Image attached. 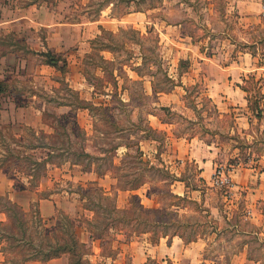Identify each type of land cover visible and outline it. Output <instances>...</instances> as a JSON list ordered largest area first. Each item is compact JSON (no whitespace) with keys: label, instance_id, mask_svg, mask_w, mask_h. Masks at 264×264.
Wrapping results in <instances>:
<instances>
[{"label":"rangeland","instance_id":"obj_1","mask_svg":"<svg viewBox=\"0 0 264 264\" xmlns=\"http://www.w3.org/2000/svg\"><path fill=\"white\" fill-rule=\"evenodd\" d=\"M239 5L238 0H0V172H8L16 188H29L56 206L44 223L39 202L25 213L8 194L0 195V209L8 215L0 222L3 264H22L28 253L46 248L57 235L60 242L69 239L66 227L91 232L98 240L106 258L93 264L148 258L145 235L136 236L141 229L134 226L136 218L127 225L109 224L132 206L137 193L145 207L162 213L171 194L193 200L173 210L187 213L186 220L209 240L199 239L188 251L177 246L171 253L174 263H198L206 255L216 257L208 264H264V179L241 183L238 190L234 185L209 188L190 163L177 175L179 183L163 180L162 171L138 157L141 153L144 161L158 165L162 153L173 154L172 130L176 135L199 131L213 139L210 124L224 123L225 131L233 124L229 114L219 116L213 99L220 103V97L207 95L210 67L200 58L215 55L224 65L250 37L260 39L264 54V11L251 22L241 19ZM139 11L146 32L127 22ZM178 27L203 43L183 42ZM48 51L66 59L67 69L47 65L41 53ZM255 99L253 94L251 104ZM189 115L201 126L195 127ZM217 139L229 147L227 138ZM223 150L224 158L228 151ZM166 165L172 172L174 164ZM136 178L147 182L119 196V189ZM184 183L201 189L182 192ZM142 212L135 210L140 221L152 214ZM190 232L186 229V235ZM13 233L24 235L21 255L13 254ZM150 255L144 264H167L164 250L152 249Z\"/></svg>","mask_w":264,"mask_h":264},{"label":"crops","instance_id":"obj_2","mask_svg":"<svg viewBox=\"0 0 264 264\" xmlns=\"http://www.w3.org/2000/svg\"><path fill=\"white\" fill-rule=\"evenodd\" d=\"M238 4H240L238 7V13L241 15V19L247 21L251 20V22H253L255 19L261 18L264 11L263 0H238ZM260 5L261 8L259 7ZM144 16L145 15L141 11L131 13L129 19L127 18V22L133 24L142 32H146L148 27H141ZM256 24H258V22ZM178 28L179 34L177 37L179 39L183 40L185 43H189L188 45H198V41L201 39H195L194 35L191 33H183V27ZM250 29L256 30V27H251ZM242 40L244 41L242 45L243 49L238 52L236 58L230 60V62H227L224 65L219 62L221 58L218 59L215 55L213 57L209 56L200 58L203 60L201 64L203 63L210 67L208 76L205 75V78L209 80L207 81V95L210 98L220 97V103L216 98L213 99L215 104H217L220 113L219 116L224 118L229 114L233 124L228 127V131H225L227 126L224 123H221L219 127H213L210 124L209 126L213 131V139H208V136L199 131H196L194 134L176 135L172 130L171 138L174 141L173 154L162 153V159H159V164L156 166H165L169 169L170 167L166 165V163L174 164L171 166V169H173L172 172L176 175H174L170 169L169 171L179 183H183V181L177 177L185 171L187 165L190 163L197 167L199 176L205 184H209V188L219 187L214 183L215 171L218 165H225L224 163H228L230 167L233 168L232 172L228 170V174L234 183V187H236L235 190L239 189L241 183L253 182L255 178L264 179V152H258L260 146L264 145V129H262L264 128V98L260 100V108L256 110L251 106L250 102L251 98H253V94L257 95L258 86H261V92L264 95V54L261 55L259 52V49H261L262 46L259 44L260 39L250 37V39L245 38ZM199 43L202 44L203 42L200 41ZM215 64L220 67V70L217 72L214 71ZM152 89L156 94L163 93L162 91L155 89L153 86ZM185 109L190 111L187 106H185ZM259 110L262 111L261 116L257 115ZM193 116H195V114ZM193 116L189 115L186 117L194 123L195 127H197V125L201 126L200 123L195 121L196 119ZM159 122L160 124H168V122H163L162 120H159ZM218 137L227 138L229 141V147H225L224 143L217 139ZM223 149L228 151L224 158L221 155V152L224 151ZM245 153L247 154V157L243 158ZM7 175L8 172H0V195L8 194L10 198L14 199L15 202L21 205V209L25 213L31 212L33 206L39 202L40 215L41 218H43L44 223H46L45 218L53 217L56 209L53 200H39L37 195H35V192L29 188H16L13 178L8 179ZM145 184L146 183L137 189H129L128 187L119 189V196L125 191H136ZM260 185L264 186V180H262ZM47 188L48 187H46V189ZM104 188L106 193L111 191V185L109 188ZM195 189L201 188L190 187L184 183L182 192H188L189 190L196 191ZM176 194L182 196L181 193ZM140 198L142 203L143 198ZM118 208L121 209L124 207L118 205ZM83 209L88 211L87 207H84ZM95 213L96 212L92 211V216ZM0 220H8V215L1 209ZM90 222H92V220H90ZM198 231L199 232L196 234L194 240L191 242H185L179 234L161 235L156 242L152 241L151 232L137 233L136 236L145 235L144 249L145 253H147L146 256L151 257L150 252H152V249H157V251L164 250L166 254L164 258H167L166 263L169 264L171 262L177 264L172 261L173 256L171 255L177 246H182V250L187 249L186 251H188L193 250L192 248L194 244L198 243L199 239L209 240L208 235L204 234V231ZM75 233L82 243L94 244V248L85 256L91 264H93L94 260H97L98 258V260L101 261L105 260L106 257L100 252L101 246L98 240H95V236L91 232L82 231L81 233L80 231H76ZM16 242L17 244L12 249L13 254L21 255V249H19V247L24 241L17 240ZM1 246L2 244H0V264H3L2 261L4 258L1 259V256L4 257L6 254L4 248H1ZM39 255L40 254H35V252L28 253L26 256H30V258L23 260L22 264L70 263V254L68 253H64L60 257L49 260L43 259L42 256ZM149 257L140 259L136 256L135 259H138L134 260V262L135 264H144V262L146 263V261L149 260ZM209 260L215 261L216 257L208 258L204 255L199 259L198 263L192 264H208L207 261ZM116 261V264H123L121 257L118 260H115V262Z\"/></svg>","mask_w":264,"mask_h":264},{"label":"trees","instance_id":"obj_3","mask_svg":"<svg viewBox=\"0 0 264 264\" xmlns=\"http://www.w3.org/2000/svg\"><path fill=\"white\" fill-rule=\"evenodd\" d=\"M41 54H43L46 57V63L48 65L57 67L58 69L61 70H66L68 67V62L66 59L57 56V54H54L51 51L48 52H42ZM264 98L263 93L261 92V86H258L257 88V95H256V99L255 101L252 102L251 106L256 110L260 108V100H262ZM262 111L259 110V113L257 114L258 116H261ZM139 159L140 162L145 164L146 167H150L152 169L155 170H160L163 172L162 176H163V180H168L170 178L174 179V175L169 171V169H167L165 166L164 167H158L156 165H154L153 163H151V161H144L142 158V154H139ZM131 180V179H130ZM128 182H132L131 186L128 187L129 189H137L138 187H140L141 185H143L144 183H146L147 181H144L142 178H136L134 180ZM134 181H136L137 183H133ZM102 190V188H100ZM103 191V190H102ZM105 192V191H104ZM172 196V201L169 202V206L167 208H169L167 211L163 210L164 213L160 212V209L157 208H147L145 207L142 203H141V198L139 197V195L135 194L132 195L133 197V201L131 202L132 206L130 208H124L120 211H122V214L116 217H112L111 222L109 223L110 225L113 226V224L115 223V225L119 224H130V221L132 219L137 220L136 224H134V226H140V232L139 233H147V232H151L152 233V241L156 242L159 237L161 235H171V234H179L184 240L185 242H191L194 240L196 234L199 232L197 230V228L195 227L196 224L191 223L190 221L186 220L187 217V213H180L179 210H173V207H177V209H184L186 208L188 205H183L184 203H191L193 200L190 199L189 197H183L180 195H176V194H171L170 197ZM183 202V203H182ZM197 206L201 207L200 204H198ZM17 206L14 205V207H12L11 209L15 210ZM86 208V207H85ZM142 209L143 212L145 213V211L147 212H151L152 214L149 215L148 214V218L146 220H141L138 219V217L135 216V210L136 209ZM171 208V211H170ZM10 209V210H11ZM87 209H89L87 207ZM203 210H207L206 208H202ZM92 210V209H91ZM111 212H113V209H110ZM40 215V214H39ZM150 216V218H149ZM178 216L183 217V220L180 221L178 219H176ZM169 217V218H168ZM67 218V217H65ZM39 219L42 220L39 216ZM124 220V221H123ZM2 222V221H0ZM114 222V223H113ZM123 222V223H121ZM108 224V225H109ZM70 225V223H69ZM71 227V225H70ZM191 228V232L186 235V229ZM123 229V228H122ZM171 230V231H169ZM65 232L68 234L69 239H65L64 241L60 242L59 239V235H57L54 239V242H52L50 239L49 244L48 245H43L46 248H39L37 250H35V254H40L39 256H42L43 259L49 260L52 258H56V257H60L62 254L64 253H68L70 254V263L69 264H91V262L85 258V256L87 254H89L90 249H88L87 245H85V243H82L79 238L77 237L76 233L73 231H70L69 228L66 227ZM19 235L17 233H13L12 234V238L15 239L16 241H25L24 239V235H22L21 238L18 237ZM28 242H32L30 239H28ZM48 243V242H47ZM87 248V249H85ZM27 259L30 258V256L26 257ZM157 264H159L158 262H156ZM169 264H173V263H169Z\"/></svg>","mask_w":264,"mask_h":264},{"label":"built area","instance_id":"obj_4","mask_svg":"<svg viewBox=\"0 0 264 264\" xmlns=\"http://www.w3.org/2000/svg\"><path fill=\"white\" fill-rule=\"evenodd\" d=\"M214 183L215 185L222 187V188H230V187L232 188V186L234 185L225 167L221 165L217 166L216 168Z\"/></svg>","mask_w":264,"mask_h":264}]
</instances>
